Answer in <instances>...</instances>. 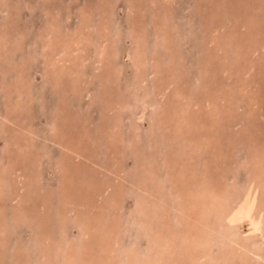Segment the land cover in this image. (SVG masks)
<instances>
[{"label":"rangeland","instance_id":"1","mask_svg":"<svg viewBox=\"0 0 264 264\" xmlns=\"http://www.w3.org/2000/svg\"><path fill=\"white\" fill-rule=\"evenodd\" d=\"M0 264H264V0H0Z\"/></svg>","mask_w":264,"mask_h":264},{"label":"bare ground","instance_id":"2","mask_svg":"<svg viewBox=\"0 0 264 264\" xmlns=\"http://www.w3.org/2000/svg\"><path fill=\"white\" fill-rule=\"evenodd\" d=\"M240 77V76H239ZM100 197V196H99ZM248 206V205H247ZM240 215H241V218H250V219H252V224L253 225H255V228L256 229H260V227H259V220L260 219H257V220H253V218H252V207H249L248 206V208L247 207H244L243 208V210H242V212L240 213ZM185 219V218H184ZM52 254V253H51Z\"/></svg>","mask_w":264,"mask_h":264}]
</instances>
